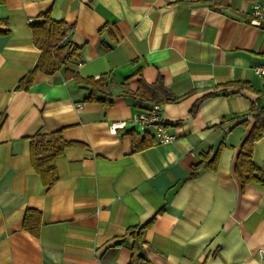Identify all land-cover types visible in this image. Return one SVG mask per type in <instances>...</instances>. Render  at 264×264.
Instances as JSON below:
<instances>
[{"label": "crops", "instance_id": "crops-1", "mask_svg": "<svg viewBox=\"0 0 264 264\" xmlns=\"http://www.w3.org/2000/svg\"><path fill=\"white\" fill-rule=\"evenodd\" d=\"M256 2L0 0V264H126L135 225H145L138 246L150 264H264V185L234 171L251 107L264 105ZM42 12L66 23L79 53L19 89L39 57L31 23ZM72 74L106 75L111 102L86 101L88 85ZM159 76L174 135L164 143L134 119L154 104L135 97L139 81ZM230 81L247 86L223 94ZM55 131L73 145L44 187L30 136ZM133 134L152 143L132 144ZM252 161L264 172V132ZM28 208L40 212L35 234L23 228Z\"/></svg>", "mask_w": 264, "mask_h": 264}, {"label": "trees", "instance_id": "trees-1", "mask_svg": "<svg viewBox=\"0 0 264 264\" xmlns=\"http://www.w3.org/2000/svg\"><path fill=\"white\" fill-rule=\"evenodd\" d=\"M67 25L62 20H53L48 12H42L38 15L36 21L31 23V32L34 45L39 48L40 53L37 61L32 69L22 77L16 85V88H28L33 81L36 72L51 74L57 69L64 66L65 62L75 59L78 56V48L72 44L66 36ZM73 75V74H72ZM79 83H85L89 87V94L85 97L86 101H102L111 102L107 92L103 90L107 84V76L102 74L97 78L87 77L81 78L73 75ZM247 86L245 82L230 81L218 86L223 94H228L232 88L240 90L243 86ZM215 91L213 94L220 92ZM104 93L99 98L97 95ZM140 103H160L162 95L170 96L169 91L163 84L162 77L159 76L154 83H147L144 80L139 81L138 90L134 93ZM250 112L254 117V122L249 129L248 134L244 138L239 152L236 156L234 171L241 181L254 180L264 185V172L259 170L252 161L253 144L261 137L264 132V105L259 103L253 104ZM246 123V122H243ZM150 137V138H149ZM133 143L143 142V147L152 143V137L145 135L138 138L133 134ZM73 145L64 140L59 131L51 134L35 133L30 136V156L33 168L40 177L44 187L54 185L58 175L56 170V159L63 155V151ZM215 153L208 162L216 159ZM40 225V212L35 209L28 208L23 218V228L35 234ZM145 225L133 226L128 229L129 234L134 238L131 246V255L126 264H150L139 253L138 243L141 241V233Z\"/></svg>", "mask_w": 264, "mask_h": 264}, {"label": "built area", "instance_id": "built-area-1", "mask_svg": "<svg viewBox=\"0 0 264 264\" xmlns=\"http://www.w3.org/2000/svg\"><path fill=\"white\" fill-rule=\"evenodd\" d=\"M250 20L257 25L264 24V3L256 2L252 5ZM254 70L260 76L261 85L264 87V64L256 66ZM134 117L142 128L152 127L155 129L154 136L158 143L173 140L174 135L168 133L166 129V123L161 115V106L159 103L152 104L149 108L137 113ZM122 127L123 122L117 121L110 124L109 130L114 133ZM261 259L264 260V250H261Z\"/></svg>", "mask_w": 264, "mask_h": 264}]
</instances>
